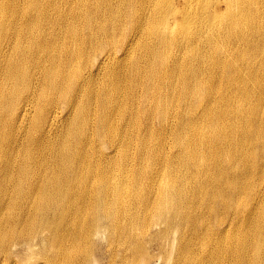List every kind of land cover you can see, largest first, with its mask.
Wrapping results in <instances>:
<instances>
[{
	"label": "bare ground",
	"instance_id": "obj_1",
	"mask_svg": "<svg viewBox=\"0 0 264 264\" xmlns=\"http://www.w3.org/2000/svg\"><path fill=\"white\" fill-rule=\"evenodd\" d=\"M155 257L264 264V0H0V264Z\"/></svg>",
	"mask_w": 264,
	"mask_h": 264
},
{
	"label": "rangeland",
	"instance_id": "obj_2",
	"mask_svg": "<svg viewBox=\"0 0 264 264\" xmlns=\"http://www.w3.org/2000/svg\"><path fill=\"white\" fill-rule=\"evenodd\" d=\"M7 135H8V134H7ZM54 142H56V140H55ZM98 246H99L98 249L101 251L102 256H104L105 253H104V251L102 250L103 244L100 243V244H98ZM23 254H25V252H22L21 256H23ZM19 256H20V255H18L17 257L19 258ZM105 263H106V261H105V259H103V260H102V264H105ZM148 264H164V263L162 262L161 259H157V258L155 257V258H153L152 261H149Z\"/></svg>",
	"mask_w": 264,
	"mask_h": 264
}]
</instances>
